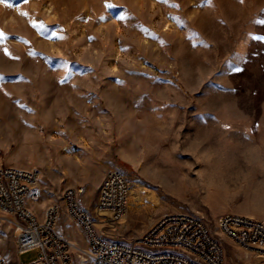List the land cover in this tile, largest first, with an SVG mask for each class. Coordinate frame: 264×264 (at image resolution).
Segmentation results:
<instances>
[{
	"label": "rangeland",
	"instance_id": "1",
	"mask_svg": "<svg viewBox=\"0 0 264 264\" xmlns=\"http://www.w3.org/2000/svg\"><path fill=\"white\" fill-rule=\"evenodd\" d=\"M212 4L0 0V167L38 173L34 202L54 197L59 227L70 229L71 187L109 240L184 212L221 243L224 264H264L218 228L223 214L264 218V0ZM110 170L129 185L112 226L95 208ZM15 247L1 220L8 264ZM35 258L32 248L19 261ZM72 259L84 263L75 250Z\"/></svg>",
	"mask_w": 264,
	"mask_h": 264
},
{
	"label": "built area",
	"instance_id": "2",
	"mask_svg": "<svg viewBox=\"0 0 264 264\" xmlns=\"http://www.w3.org/2000/svg\"><path fill=\"white\" fill-rule=\"evenodd\" d=\"M37 183L36 171L0 167V211L12 216L0 217V221L13 229L18 252L36 249V258L26 264H73V250L84 263L91 260L94 264H224L221 243L195 215L166 213L137 238L129 242L113 241L99 234L96 218L78 203L81 190L68 187L63 191L68 214L86 240L85 246L73 243L58 228V204L47 206L42 219L28 209V199L39 200ZM128 201L126 178L119 171H108L95 205L99 222L109 226L119 222L127 212ZM218 228L245 250V256L251 252L264 256V218L223 214L218 219ZM8 263L0 255V264Z\"/></svg>",
	"mask_w": 264,
	"mask_h": 264
},
{
	"label": "crops",
	"instance_id": "3",
	"mask_svg": "<svg viewBox=\"0 0 264 264\" xmlns=\"http://www.w3.org/2000/svg\"><path fill=\"white\" fill-rule=\"evenodd\" d=\"M1 164L5 165L4 163H1ZM14 165H18V164H14ZM15 167H18V166H15ZM50 171H51L52 174H54L56 172V169L53 167V165L50 166ZM55 200L56 199L54 197H51V198H48V199H43V201L41 202L43 208H40V209H39L38 205L34 201H32L30 199L27 200L26 205H27L28 209H30L39 219H42L43 216H44V212H45V209L47 208V206H49L51 204H55ZM68 227H70L69 230H64L63 227H59L58 226L60 231L63 233V235L67 239H69L73 243L78 244V242L73 237V234L74 235L75 234L76 235H82L78 224L74 220H71V222L68 224ZM15 242H16V240H15ZM20 255H21V253L18 252V249H16V247H15V250H14V253H13V256H12V260H11L10 264H26V263H29V262L19 261L20 260ZM16 259H18L19 262L16 261Z\"/></svg>",
	"mask_w": 264,
	"mask_h": 264
},
{
	"label": "snow or ice",
	"instance_id": "4",
	"mask_svg": "<svg viewBox=\"0 0 264 264\" xmlns=\"http://www.w3.org/2000/svg\"><path fill=\"white\" fill-rule=\"evenodd\" d=\"M165 2H167V0H165ZM241 2H242V0H241ZM207 3H208V5L209 6H214L213 4H212V0H207ZM176 7H179V5H175ZM22 15H26V13H21ZM257 39H260V40H264V37H257ZM234 71L235 72H240V71H242V69L240 68V67H235L234 68Z\"/></svg>",
	"mask_w": 264,
	"mask_h": 264
},
{
	"label": "bare ground",
	"instance_id": "5",
	"mask_svg": "<svg viewBox=\"0 0 264 264\" xmlns=\"http://www.w3.org/2000/svg\"><path fill=\"white\" fill-rule=\"evenodd\" d=\"M65 148V147H64Z\"/></svg>",
	"mask_w": 264,
	"mask_h": 264
}]
</instances>
